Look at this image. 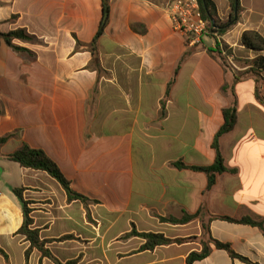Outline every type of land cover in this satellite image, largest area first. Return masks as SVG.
<instances>
[{
    "label": "crops",
    "instance_id": "1",
    "mask_svg": "<svg viewBox=\"0 0 264 264\" xmlns=\"http://www.w3.org/2000/svg\"><path fill=\"white\" fill-rule=\"evenodd\" d=\"M172 1L108 0V24L94 44L103 0H0V33L34 38L14 40L24 51L0 46V163L24 145L42 149L90 200L70 201L47 173L22 167L14 185L0 166V248L9 257L0 255V264H26L30 248L18 234L24 210L14 188H25L32 229L63 264H188L192 253H208L193 264H247L209 237L264 264V103L252 64L264 53L242 43L247 31L264 37V0H237L235 11L230 0H211L221 22L235 20L219 39L210 34L196 45L174 29ZM218 42L231 49L236 70L210 52ZM234 101L237 123L220 148L236 173L217 174L208 188L206 173L176 164H215L213 143ZM186 214L198 216L185 225L161 220ZM134 228L196 239L142 250L145 239L126 237ZM28 264L55 263L33 249Z\"/></svg>",
    "mask_w": 264,
    "mask_h": 264
},
{
    "label": "trees",
    "instance_id": "2",
    "mask_svg": "<svg viewBox=\"0 0 264 264\" xmlns=\"http://www.w3.org/2000/svg\"><path fill=\"white\" fill-rule=\"evenodd\" d=\"M234 11L237 9V0H230ZM201 10L203 16L206 20L211 21L214 20V29L212 33H218L219 35L225 33L234 22V17L228 20L227 22H221L216 13L215 5L211 0H199ZM109 20V4L108 0H103V21L97 33V36L94 40V44L98 41V39L103 35L105 28L108 24ZM14 40H22V41H33L34 38L30 34H28L25 30H17L7 34L0 33V46L2 41L6 43L10 48L14 49L15 51H24L23 48L17 47L13 44ZM243 45L252 51L257 53H264V37L255 31H247L243 34L242 37ZM223 51H226L228 54H232L231 49L222 42H218L215 49L210 50V52L216 55L222 64L227 67L226 59L223 56ZM185 59V58H184ZM253 71L259 76L257 80V87H256V96L257 98L264 103V97L260 91V84H261V75L260 73L264 72V56H259L253 61ZM241 77L238 75L234 76V84L241 81ZM226 88H224L225 90ZM227 90V89H226ZM224 115V125L218 131L214 143L213 148L216 151V161L215 164L210 167H196V166H186L184 163L179 162L177 163V167L180 169H191L193 171L204 172L208 176V188H211L216 182V175L222 173H236V170L228 169L225 166L224 156L221 152L220 148V139L230 131H232L237 123V102L234 101L233 105L230 108H227L223 111ZM7 138H3L0 140V143H4ZM6 158L12 162L18 163L20 167L25 169H31L34 171H42L47 173L50 177L56 180L62 188L66 191L68 195V199L70 201L73 200H81L82 202L86 203L89 198L78 194L74 191L71 182L66 178L64 173L61 171L59 166L48 156V154L42 149H33L29 146L24 145L19 150L15 151L14 153L6 156ZM24 191L25 188H14V194L20 199L23 205L24 210V224L21 229L18 231V234L23 235L26 238V241L30 243V248L25 253L26 264H28L30 255L33 249H37L41 252L42 257L50 258L53 260L55 264H63L59 260H57L52 253L46 248V245L50 243L48 240H42L40 238V234L38 230L32 229L33 226V219L31 217L32 209L30 208V201H26L24 199ZM198 214L196 215H189L186 214L181 219L176 218H161V220L165 223H170L174 225H185L193 221ZM230 222L248 224L252 226L261 225V223L252 220L251 218H243L242 220H234L232 218H225ZM204 236L209 237L210 229L209 226L204 224ZM138 236L146 240L145 245L142 247V250L153 251L158 246H165L171 244H182L187 241L195 240L196 238H188V239H170L165 237L164 235L160 234H146V233H139L134 228L133 231L128 234L126 237ZM71 236L63 237L58 241H63L66 239H71ZM209 240L214 242L216 247L220 250L227 251L232 258L239 259L247 264H256L249 261L247 258H244L238 254H236L232 249L231 246L228 244H223L217 240L212 239L209 237ZM0 255H2L6 260L9 259L8 255L4 250L0 248ZM208 253H192L188 257V264H193L195 261L202 260L206 258ZM65 264H78V261H69Z\"/></svg>",
    "mask_w": 264,
    "mask_h": 264
},
{
    "label": "built area",
    "instance_id": "3",
    "mask_svg": "<svg viewBox=\"0 0 264 264\" xmlns=\"http://www.w3.org/2000/svg\"><path fill=\"white\" fill-rule=\"evenodd\" d=\"M174 29L184 35L191 45L202 42V39L213 34L219 39L218 33H212L215 28L212 21L204 18L199 0H174L166 9ZM227 67L236 70L235 59L232 54L223 51Z\"/></svg>",
    "mask_w": 264,
    "mask_h": 264
},
{
    "label": "rangeland",
    "instance_id": "4",
    "mask_svg": "<svg viewBox=\"0 0 264 264\" xmlns=\"http://www.w3.org/2000/svg\"><path fill=\"white\" fill-rule=\"evenodd\" d=\"M3 164L0 163V166L6 167V171H8V180L10 183L16 185L21 181V172L22 169L20 166L14 162L7 160L6 158L3 159ZM8 166V167H7ZM2 174V170L0 169V175ZM5 184V182H4Z\"/></svg>",
    "mask_w": 264,
    "mask_h": 264
},
{
    "label": "water",
    "instance_id": "5",
    "mask_svg": "<svg viewBox=\"0 0 264 264\" xmlns=\"http://www.w3.org/2000/svg\"><path fill=\"white\" fill-rule=\"evenodd\" d=\"M211 21H212V23H213V25H214V20L212 19Z\"/></svg>",
    "mask_w": 264,
    "mask_h": 264
}]
</instances>
